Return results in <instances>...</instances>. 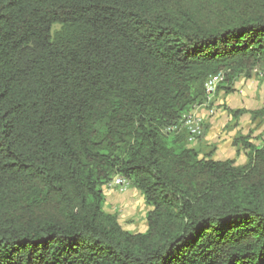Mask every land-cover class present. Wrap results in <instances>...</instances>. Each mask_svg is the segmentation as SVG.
I'll return each instance as SVG.
<instances>
[{
	"label": "trees",
	"instance_id": "1",
	"mask_svg": "<svg viewBox=\"0 0 264 264\" xmlns=\"http://www.w3.org/2000/svg\"><path fill=\"white\" fill-rule=\"evenodd\" d=\"M261 61L264 0H0V264H264V145L203 157L183 120Z\"/></svg>",
	"mask_w": 264,
	"mask_h": 264
},
{
	"label": "rangeland",
	"instance_id": "2",
	"mask_svg": "<svg viewBox=\"0 0 264 264\" xmlns=\"http://www.w3.org/2000/svg\"><path fill=\"white\" fill-rule=\"evenodd\" d=\"M255 68L256 70L264 69V61L258 63V66ZM263 87L264 78L253 71L251 78L245 75H239L230 87L231 90L229 93L222 94L219 93L222 91L221 89L216 90V92L209 97L210 99L209 102H206V106H201L199 110L197 109V112L200 114L202 112L204 113V115L202 114L204 132L198 140H203L210 129L212 119L217 120L213 123L216 125V129L218 128L214 131L217 132L214 133L217 137L213 136L208 145L205 142L203 146L204 149L202 148L201 150L197 148L199 142L195 144L191 143L190 145L197 148L200 153L202 151L203 155L201 154V156L213 158L212 155L219 149V144L222 141L219 139H221L222 136L228 137L235 128L250 127L247 135L237 133L233 137V140L239 136H248V139L256 143L257 146H263L264 113L257 114V117L253 116L254 111L264 110ZM234 99L240 100L238 103H234ZM233 110H242L244 112L242 115L236 116L233 115ZM234 142L235 140L233 141L236 147V157L234 160H236L237 165H245L248 162L247 149L240 145H235ZM241 151H243L245 155L242 154ZM109 189L111 190H107L106 210L115 213L121 225L126 229L133 232L145 231L148 228L147 214L151 207L146 204L142 193L136 187L131 186L129 182L128 186L119 188L118 185H113L109 187Z\"/></svg>",
	"mask_w": 264,
	"mask_h": 264
},
{
	"label": "crops",
	"instance_id": "3",
	"mask_svg": "<svg viewBox=\"0 0 264 264\" xmlns=\"http://www.w3.org/2000/svg\"><path fill=\"white\" fill-rule=\"evenodd\" d=\"M221 90L222 91H220L219 93H222V94H225L226 93L224 89H221ZM263 91H264V87H263ZM213 93L210 94L209 97L212 96ZM234 100H235V101H233L234 103L235 102L238 103L240 99L239 100L238 99H234ZM198 114L201 117L204 115L203 112L201 114L200 113H198ZM216 121L217 120H215V119H212L211 120L210 129L208 130L207 134L205 135V137L203 138L202 141L201 140H198L196 142H193L194 144L197 143V142H199V144L197 145V148L199 150H201L203 148V146L205 145V142H206L207 145L210 144L209 143L210 142V139L213 138V136L214 137H217V135L214 134V133H217V132H214V131L217 130L218 128L216 129V125L213 124ZM249 129H250V127H239V128H235L233 131H231V133L229 134L228 137L227 136L226 137L222 136V138L219 139V140H222L221 143L219 144V149L216 151V153L214 155H212L213 158L216 159V160H226V159H232V158L235 159V157H236V154H235L236 153V150H235L236 147L233 144V141H234L233 140V137L237 133H241L243 135H247L248 132H249ZM254 144H256V143H254ZM258 146H260V145H258ZM241 153L244 154L243 151H241ZM201 154L203 155L202 151H201Z\"/></svg>",
	"mask_w": 264,
	"mask_h": 264
},
{
	"label": "bare ground",
	"instance_id": "4",
	"mask_svg": "<svg viewBox=\"0 0 264 264\" xmlns=\"http://www.w3.org/2000/svg\"><path fill=\"white\" fill-rule=\"evenodd\" d=\"M225 74H226L225 71H220V72L216 73L215 75H212L211 77H209L210 79L206 83V93H207L208 97H209L210 94H212L216 90L218 84L220 83L219 80H220V78L222 76L224 77V81H225ZM200 117L201 116L197 113L196 110H193V111L191 110V112L189 114L185 115L184 118L182 117L183 120H185V123H186V125L188 127L187 128L188 131H189L188 132L189 133L188 141H190L191 143L198 141V137H200V135L203 132V119H202V117L201 118ZM197 121H200L198 128H196L197 127ZM181 124H183V123H181ZM107 184H108V186H107L108 188L112 187L113 185H118L119 188H120L122 186L123 187L124 186H128V181L126 179H124V178L116 177V178L112 179ZM116 188H118V187H116Z\"/></svg>",
	"mask_w": 264,
	"mask_h": 264
},
{
	"label": "built area",
	"instance_id": "5",
	"mask_svg": "<svg viewBox=\"0 0 264 264\" xmlns=\"http://www.w3.org/2000/svg\"><path fill=\"white\" fill-rule=\"evenodd\" d=\"M253 71H254L255 73H257L258 75H260L261 77L264 78V69H257V70H256V68H255ZM219 81H220L221 83L224 82V77L222 76V77L220 78ZM200 118H201V117H200ZM199 123H200V121H197V127H196V128H198Z\"/></svg>",
	"mask_w": 264,
	"mask_h": 264
}]
</instances>
